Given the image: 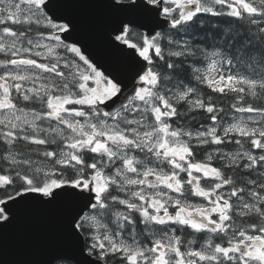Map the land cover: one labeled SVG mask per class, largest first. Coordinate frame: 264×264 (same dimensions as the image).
<instances>
[{
    "label": "snow or ice",
    "instance_id": "1",
    "mask_svg": "<svg viewBox=\"0 0 264 264\" xmlns=\"http://www.w3.org/2000/svg\"><path fill=\"white\" fill-rule=\"evenodd\" d=\"M88 7L0 0V226L22 207L55 216L46 264H264V79L229 73L225 90L232 54L182 38L197 17L264 16V0ZM90 38L121 63L102 71Z\"/></svg>",
    "mask_w": 264,
    "mask_h": 264
},
{
    "label": "water",
    "instance_id": "2",
    "mask_svg": "<svg viewBox=\"0 0 264 264\" xmlns=\"http://www.w3.org/2000/svg\"><path fill=\"white\" fill-rule=\"evenodd\" d=\"M84 2L94 5L85 8V13L94 16L102 14L103 9L98 5L102 4L103 0H84ZM142 30L148 33L147 29ZM87 43L99 62L104 65L102 71L115 68L121 63L112 50L105 47L98 39L90 38ZM122 47L128 49L124 45ZM132 53L145 63L134 49H129V55ZM61 242L58 219L55 216L22 207L9 224L0 226V264H46L53 247Z\"/></svg>",
    "mask_w": 264,
    "mask_h": 264
},
{
    "label": "trees",
    "instance_id": "3",
    "mask_svg": "<svg viewBox=\"0 0 264 264\" xmlns=\"http://www.w3.org/2000/svg\"><path fill=\"white\" fill-rule=\"evenodd\" d=\"M207 22L210 28H205L204 22L198 23L195 21L191 23V31L187 35L191 38L189 44L193 48H218L225 53H231L233 62L230 68L234 71L264 72V61H259L258 58L257 63H250L245 54L246 52L264 53V34L259 32L260 25L248 23L244 18L237 21L234 18L225 17V15L211 17ZM226 29L235 30L239 35L226 34ZM183 37L185 38V36ZM249 75L251 76V74ZM182 76L185 80L190 79L189 73L182 74ZM252 76L255 77L257 75ZM258 77L264 79V75L260 74ZM200 92L205 98L209 97L202 90ZM213 98L220 104L219 97L213 96ZM230 102L231 96L229 95L224 102V106L226 107ZM203 116V114L197 115L196 121H200ZM193 126H196L195 122ZM186 239H189V236H186Z\"/></svg>",
    "mask_w": 264,
    "mask_h": 264
},
{
    "label": "flooded vegetation",
    "instance_id": "4",
    "mask_svg": "<svg viewBox=\"0 0 264 264\" xmlns=\"http://www.w3.org/2000/svg\"><path fill=\"white\" fill-rule=\"evenodd\" d=\"M172 7L174 8V6H172ZM175 14L178 15V11ZM162 15H163V10H162ZM211 17H213V16H201V17L195 18L194 20H196V21L203 20L205 28L206 27L210 28V25L208 24L207 21H209L211 19ZM214 17H217V16H214ZM197 87L200 90H202L204 94H207L208 96H210V93L208 92V89L201 88L199 85H197ZM224 102H225V98L222 97V99H220V105H224ZM201 114H203V113H201ZM201 155H202V153H201Z\"/></svg>",
    "mask_w": 264,
    "mask_h": 264
},
{
    "label": "rangeland",
    "instance_id": "5",
    "mask_svg": "<svg viewBox=\"0 0 264 264\" xmlns=\"http://www.w3.org/2000/svg\"><path fill=\"white\" fill-rule=\"evenodd\" d=\"M182 2H183V0H177V4L182 3ZM237 2L240 4H243V0H238ZM245 2H247V0H245ZM255 17H260V16L255 15ZM258 21H260L261 23H264V16H261Z\"/></svg>",
    "mask_w": 264,
    "mask_h": 264
},
{
    "label": "bare ground",
    "instance_id": "6",
    "mask_svg": "<svg viewBox=\"0 0 264 264\" xmlns=\"http://www.w3.org/2000/svg\"><path fill=\"white\" fill-rule=\"evenodd\" d=\"M256 25H260V26H263L264 23H261L260 21L257 20V24ZM239 28V27H238ZM239 39V38H238Z\"/></svg>",
    "mask_w": 264,
    "mask_h": 264
}]
</instances>
